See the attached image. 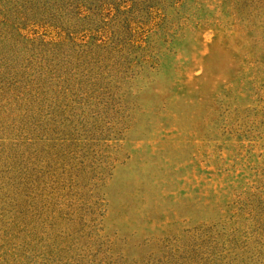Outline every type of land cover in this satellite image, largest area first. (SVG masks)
<instances>
[{
    "label": "rangeland",
    "instance_id": "rangeland-1",
    "mask_svg": "<svg viewBox=\"0 0 264 264\" xmlns=\"http://www.w3.org/2000/svg\"><path fill=\"white\" fill-rule=\"evenodd\" d=\"M116 4L0 40V264H264V0Z\"/></svg>",
    "mask_w": 264,
    "mask_h": 264
},
{
    "label": "trees",
    "instance_id": "trees-1",
    "mask_svg": "<svg viewBox=\"0 0 264 264\" xmlns=\"http://www.w3.org/2000/svg\"><path fill=\"white\" fill-rule=\"evenodd\" d=\"M117 1L119 0H12V4H9V1L7 0H4V2L0 0V6L6 13L3 16V19L0 18V26L1 29H3L0 34V40L5 42L12 39L14 37V33H20L19 27L27 22L33 25L41 21L49 23L50 21L59 18V24H63L64 22L62 21V18L67 16L69 12L77 11L76 13L79 19L88 20L90 19V16H93L95 10L99 9V7L104 3H112V5L115 4L116 6ZM83 9L84 11H87L88 14H84L82 12ZM115 9L116 12H120V8L116 7ZM20 12H23L24 16L18 15ZM19 36H21L23 41L32 44V46H28L26 49L28 52L31 51L33 55L46 56L47 54H52L55 58H57L56 54L58 51H54V49L49 51L47 48L59 46L61 42H41L38 46H35L34 44L37 39H26L21 33ZM73 46H75V50H77L80 54L85 55L89 54L87 50L95 51L97 49L105 48L108 45L102 43L92 44L84 42L74 43Z\"/></svg>",
    "mask_w": 264,
    "mask_h": 264
}]
</instances>
